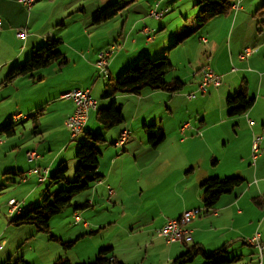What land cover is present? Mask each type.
I'll return each instance as SVG.
<instances>
[{
	"label": "crops",
	"instance_id": "crops-1",
	"mask_svg": "<svg viewBox=\"0 0 264 264\" xmlns=\"http://www.w3.org/2000/svg\"><path fill=\"white\" fill-rule=\"evenodd\" d=\"M174 1L171 3L170 0H144L143 3H140L139 8L135 7L134 9L135 12L138 11V16L132 18L131 14L125 12L127 10L124 11L125 15L123 12L120 14L126 19L123 26L127 23V28H124L127 32L126 40L125 36L122 37L124 45L127 46L131 42L136 46L138 39L142 37L148 42L146 48L139 49L138 52L127 57L120 69L134 63L140 55L145 54L151 58L158 57L168 48V44L183 26L180 28L178 25L176 32L168 29L166 34L167 27L173 25L175 18L173 13L178 6V3ZM232 1L230 11L223 15L227 18L224 22L227 31H229L227 36L224 35L220 39V31L213 33V29L218 25L211 23L215 20L211 19L193 36L170 48L173 49L191 41L198 49L202 50L200 44L195 40L203 42L202 39L205 38L210 55L214 57L213 61H215L213 64L212 62L207 64L222 76L220 86H210L208 91L202 92L199 85L202 79L200 69L205 64L204 56L202 65V60L195 64L190 58L191 73L179 75L171 71V77L168 80L173 82L178 78L184 82V86L179 92L170 93L165 90L144 89L139 94L117 95L112 101L121 106L124 122L114 128L106 129L97 120L98 124H93L94 129L90 128L100 131L106 140L98 146L101 151L98 171L103 177L79 197L80 201L75 204L76 207H68L69 205L66 207L72 210L73 223L81 226L80 231L76 234L77 239L87 231L94 232L95 228H106L110 237L106 247H112L114 255L127 264H143L145 261H148L149 264L170 263L175 257L183 254L187 246L193 244L203 247L207 252L226 245L227 255L230 258L232 255L239 259L241 256L248 259L256 252L255 258L258 260V264H261V261L264 264V202H258V199L264 198V172L261 170L264 166V17L258 22L257 30L247 34L248 32L245 33L243 29L247 17L250 15L248 7L242 4V1L246 2V0ZM23 6L19 0H0L2 22L0 29V93L7 90V94L0 95V99L14 96L15 92H19L21 78L29 80V77H20L5 84L4 79L9 68L16 63H21L31 54L34 47L44 44L46 39L61 38L64 41L69 28H66L62 15L58 14L51 19L46 29L31 32L29 27L33 16L29 15L27 21ZM152 9H158L161 16H152L150 13ZM171 9V14L165 15ZM177 9L180 15H185L180 7ZM232 11L234 12L230 13ZM229 15L230 19H228ZM129 17L133 21L128 25ZM194 17L195 14L186 16L188 22L184 25L193 23ZM54 24L59 25V28L54 29ZM22 27L27 28L26 39L19 38L17 35L18 29ZM146 29L151 30V34L154 36L152 40L148 39L149 34L145 31ZM162 30L164 32L158 35L157 32ZM135 33L138 34L135 35ZM234 33L236 34L234 35ZM11 37L14 39L13 43ZM16 41L22 44L17 47ZM72 45L75 46L74 43ZM247 47L252 48L253 53L242 58L241 55ZM61 50L67 58V62L63 65L53 63L49 66H54V69L58 71L70 62L62 47ZM101 51L103 48L90 55L85 63L90 67V75L93 79L91 86L90 82H78L76 87L90 89L92 93V87L99 80L97 79L99 77H95V72L98 69L96 62ZM111 60L109 59L108 69H110ZM173 65V70H175V66L178 64ZM107 72L108 75H102L103 78L112 79L110 70ZM28 82L30 83V81H24L25 84ZM243 83H246L249 98H253L254 103L245 114L230 117L227 113L226 99ZM106 84L107 82L104 83V85ZM73 88L75 87L63 91L59 96V99L63 101H59L58 106L66 108V113L63 114L65 123L74 112L75 104L72 100H70V105L63 104L65 100L69 99L63 98L62 95ZM58 90L55 88L54 92L57 93ZM190 93H194L195 96L189 97ZM177 95L182 96L183 102L180 104L175 100ZM150 98L158 101L159 105H155ZM163 101L165 102L163 103ZM108 103L97 101L96 107H104ZM45 105L46 102L26 105L22 97L17 99L14 109H18L19 112L10 114L0 121V126L5 122L12 121L15 134L8 136L7 141L1 140L0 145L11 143L10 145L18 151L24 150V156L28 159L27 152L36 149L32 148L33 146L30 147L35 142V136L32 135L31 140L27 144H23L26 141L18 140L19 131L21 130L22 133L27 131L28 115ZM49 105L48 107L53 104ZM92 110L86 125L90 122ZM246 115L253 119L254 125L249 124ZM33 123L40 124L37 121ZM184 124H190V126L182 131ZM151 125L162 128L165 134V138L157 146H152L148 141L146 127ZM66 129L69 131L68 128ZM124 130H129V137L122 145L117 144L116 141L120 139ZM42 133L43 130L40 137V140L43 141L45 137ZM258 135L262 137L261 153L254 158L252 142L254 136ZM71 140L73 138L70 133ZM70 141L67 140L65 143ZM147 145L155 157L146 156L143 158L141 156V154H148ZM68 146L69 144L66 147ZM143 150L146 152L144 153ZM36 151L38 157L33 161H27L28 164H34L33 168L30 165L27 173L19 168V170H15L17 165L10 166V170H14L12 172L15 176L14 179L20 178L19 182L24 183H28L30 180L31 183L34 181L37 183L46 182L51 173L62 164L67 165L72 177L74 170L72 167H75L77 162L75 155L69 159L62 158L58 164L60 156L55 155L47 160L38 150ZM36 167L49 169L48 176L44 181L40 180V175L37 172L32 171ZM232 176H240L245 181L234 191L223 194L213 208L205 209L203 182L213 177ZM246 182L247 184H244ZM34 186H31L28 195L35 193L39 187ZM44 193L45 191L41 192L31 202H27L25 199L24 204L30 208L36 203H40ZM133 196L134 198H132ZM81 201L83 205L79 204ZM102 203L106 207L105 213H109L105 219L97 217L98 219H90L92 222L83 219V214L92 209L96 211L102 207H99V204ZM96 204L98 205L96 206ZM118 208L119 212L116 211ZM81 209H85V211L82 212ZM191 209H202V212L188 226L191 230L190 241L169 243L159 235L160 229L169 219L178 218L183 212ZM8 212L12 215L10 208ZM76 215L80 216V220L76 219ZM93 215L92 218H94ZM257 234L260 235L262 251L258 245L247 242L249 238ZM122 244H127V246H122ZM7 245V241L1 244L0 261L2 264L15 257V254L9 255L8 251L5 252ZM39 258L44 260L43 255ZM56 260L51 255L47 257L46 262L54 264ZM249 264H254L252 258H250Z\"/></svg>",
	"mask_w": 264,
	"mask_h": 264
},
{
	"label": "rangeland",
	"instance_id": "rangeland-1",
	"mask_svg": "<svg viewBox=\"0 0 264 264\" xmlns=\"http://www.w3.org/2000/svg\"><path fill=\"white\" fill-rule=\"evenodd\" d=\"M114 1L118 0H39L32 6L31 11H29L27 7L23 6V4L20 3L26 11L27 21L29 20V15L33 16L31 26L29 27V30H32L31 32L46 29L51 19L54 16L56 17V15L58 16V14L62 15L66 28L69 27L67 29V34L65 35V39L61 47L66 52L68 58L70 59V62L63 66L62 70L59 71L55 70L54 66H52L38 70L37 72H35V78L31 80L30 78L29 80L28 78H21L19 80V89L21 90L19 92H15L14 96L0 99V121H3L4 118L10 114L19 112L18 109L14 108L16 105V100L20 97H22L26 105H34L40 102H46L45 106L32 111V113H30L29 115L27 114L29 116V119L26 120L27 131L22 133V131L20 130V136H18V140H24L26 142H23V144H27L29 140H31V136H35V142H33L30 147L33 146L32 148H36V150H38L39 153L42 154L43 157L47 160L57 155V157L60 156L58 159L59 164L62 158H73V156L76 154L78 144L83 142L87 143L84 133L90 128H93V124H98L95 116L96 110H92L90 122L84 127V131H82L75 139L70 141V131L66 129V123L63 122V114L66 113V108L58 106V103H60L59 101H63L59 99V96L63 91H67L71 87L75 88L71 89L70 91L79 88L76 87L78 82H90L91 86V82H93V79L90 75V67L85 64L88 60L87 58L90 55H93L94 52L99 50L100 48H103V51L101 52H106L108 50H111L113 46V54L110 57V59H112L111 66L108 70H110L114 79L121 72L134 64L132 63L131 65L120 69L125 59L138 52L139 49L146 48V46L148 45V42L142 36V38L138 39V44L136 46L132 45L131 42H129L127 46L124 45V39L122 37L125 36L126 40L127 36V32L124 30V28H127V23L125 26H123L124 22H126L125 17H123V15H125L124 12L123 15H120V13L119 15L107 21H104L101 24L93 23L94 15L98 12V10L104 8L106 5ZM137 1L139 2L136 4ZM137 1L130 7H128L127 11H125L128 12L129 15L131 14L132 18L139 15L138 11L135 12L134 9L135 7L139 8L140 3H143L144 0ZM172 1L174 0H170L171 3ZM197 1L198 0L174 1L178 3V6L173 13V15L175 16L173 25L167 27L166 34L168 29H172V31H175L176 29H178V25L181 28V26L186 23V16H189L190 14H196L197 7L195 6V4ZM242 4L243 6L248 7V14L250 15L247 17V21L243 29L245 30V33L248 32L247 34H249L254 32V30H257V27L259 26L258 22L264 17V0H246V2L242 1ZM179 7L184 11L182 12L185 15H180L179 10L177 9ZM172 9L165 13V15L169 13L171 14ZM234 11L230 13H233ZM128 14L126 15L128 16ZM131 17H129L128 25L133 21ZM216 18H213L215 20L211 22L218 25L213 29V33L220 31L221 39V37H223L224 35L227 36L229 32L227 31V26L224 25L225 19L227 18L223 15L218 16L217 19ZM228 19H230V15ZM56 28H59V25H55L54 29ZM163 32L164 31L162 30L160 32H157V34L159 35ZM137 34L138 33H135V35ZM235 34L236 33H234V35ZM11 38V41L13 43L14 39L13 37ZM173 40L168 44V48L160 56H158L167 57L172 64H178L177 66H175L177 70H172V72H176L179 75H187V72L191 73L192 68L189 63L190 58L195 64L200 63L203 59V56L205 64H207L208 62H210V64L212 62L213 64V62H215L213 61L214 57L210 55V50L207 48L208 44L202 41L200 42L198 40H195L196 42H198V44H200L202 50L201 48L198 49V47L191 41H188L187 44H182L178 47L170 49ZM16 43L17 47L22 44L19 41H16L15 44ZM73 43L75 44V46L72 45ZM90 50L91 53H89ZM101 52L99 53V56ZM153 58L157 57L154 56ZM203 60L201 65L203 64ZM25 61L26 59L22 61V64H24ZM172 72L170 71V73L166 75L165 78L167 80H170ZM100 74L101 75L99 76V69H96L95 77H99L97 78L99 80L97 84L92 87L91 93L92 98L96 102L101 101V95L103 89L105 88L104 83H108L110 81L108 78H103V73ZM24 81H30V83L28 82V84H25ZM55 88H57V90L58 88H60V90L55 93ZM3 94H7V90H4L3 93H0V95ZM184 95H187V93H184ZM67 99L69 100H65L63 104L67 103V105H70V100L72 99ZM150 100L155 105H159L158 101L153 100L152 98H150ZM175 100L179 101V104L183 102L182 96L177 95ZM164 102L165 101H163V103ZM49 104L52 106H50ZM48 105L50 107H48ZM34 121H37L40 124H38L36 127V125H34L36 123H33ZM23 122H25V120H23ZM42 130V134L45 137V140L43 141L40 140V137L42 136ZM0 138L4 141H7L9 139L5 134H0ZM67 140L70 141L69 143H67L69 144L68 147H66L67 144L65 143L67 142ZM10 144L11 143H8L4 146L0 145V244H2L4 241H7L8 245L5 248V252L8 251L9 255L15 254V257L14 259L8 260L3 264H24L22 263V261L25 262V264H49L46 261L47 257L51 255L56 259H68L71 264H82L83 262L93 260L99 253L100 249L108 246L110 240V237L108 236L109 233L107 232L106 228H95L94 232L85 231L86 234L83 235L82 233V237L77 239L78 237H76V234L80 231L81 226H79V224L76 225L73 223L74 215L71 208H66L63 212L51 219L50 230L48 233L39 232L35 228V226L31 224L17 226L13 223H10L12 215H10L8 210L11 204L20 202V204L23 203L22 207L24 208L26 207V205L24 204L25 199H27V202H31L46 189L49 190L50 193H53L61 190L62 188L69 187L65 182L59 184H51L48 179L46 182L38 183L37 181L31 183V180L28 183H24L19 182L20 178L14 179L15 176L12 174L14 170L11 171L10 166L17 165V169L15 170L20 169L21 171L27 173L30 165L32 167L34 164H28L27 161L29 160L26 156H24V150L18 151ZM147 148L149 150L148 154L143 155L140 152L141 156H143V158H145L146 156H150L152 158L155 157L154 154L151 153V148L148 145ZM143 152L145 153L146 150H143ZM257 164L259 165V162ZM76 166L77 162L75 167H72V170H75ZM252 169H254L253 166ZM56 170L51 174L53 175ZM261 170L262 172H264V166L261 168ZM73 178L74 175H72L71 177V172L68 171L67 180L70 182ZM12 181L14 182L13 184L11 183ZM244 184H247V182ZM32 185H37V187H39L36 192L32 195L30 194V196L28 195V191L30 190ZM86 192L87 191H84L81 194L77 195L73 199L72 204H70L68 207H76L75 204L80 201L79 197L81 195H84ZM132 198H134V196ZM37 204L39 203H36L35 205ZM79 204L83 205V202L81 201V203ZM97 205L98 204H96V206ZM99 207L101 208L97 209L96 211L92 209L91 211L83 214V219L87 220L88 222H92V219H98L97 217L105 219L106 216L109 215V213H105L106 207L103 203L99 204ZM86 209H88V207H86ZM84 211L85 209L82 210V212ZM116 211L119 212V208ZM92 214H94V218H92ZM69 242L74 243L70 247L64 245ZM124 245L127 246V244H122V246ZM252 247L255 248L256 246ZM41 255L44 256V260H40L39 257ZM255 256H257L256 252H254V255L252 257H249L248 259L241 256L240 261L237 264H249L250 258L254 260V264H258V260L257 258H255ZM231 257L233 256L231 255ZM0 264H2L1 261ZM143 264H149V262L145 261ZM188 264L206 263L203 259V256L199 255Z\"/></svg>",
	"mask_w": 264,
	"mask_h": 264
},
{
	"label": "trees",
	"instance_id": "trees-1",
	"mask_svg": "<svg viewBox=\"0 0 264 264\" xmlns=\"http://www.w3.org/2000/svg\"><path fill=\"white\" fill-rule=\"evenodd\" d=\"M136 1L118 0L106 5L95 14L93 23L101 24L119 15ZM232 4V0H198L195 4L197 12L193 23L182 26L180 32L174 36L171 47L193 36L211 19L227 14ZM187 22L188 19H186ZM62 43L61 38H49L46 39L44 44L34 47L31 54L25 58L26 61L24 64L22 62L16 63L9 68L4 83H10L20 77L35 78V72L47 68L53 63H58L59 65L65 64L67 58L61 50ZM173 69L174 65L167 57L151 58L145 54L140 55L134 64L121 72L116 78L110 79L105 85L100 102L109 103L104 107H96L95 116L98 122L106 129L114 128L124 122L121 106L112 101L117 95L139 94L144 89L165 90L170 93L179 92L183 88L184 82L178 78L173 82H169L165 78ZM253 103L254 99L249 98L246 83L241 84L226 99L228 116L233 117L245 114L252 107ZM146 133L148 135V141L152 146H157L165 138L163 129L157 128L155 125L146 127ZM0 134H5L6 136L14 135L15 129L13 122L8 121L2 124L0 126ZM84 134L87 143L83 142L78 144L75 154L77 166L73 172L74 178L70 182L67 180L68 167L64 164L60 165L58 170L48 177L51 184L65 182L69 187L62 188L53 193H50L46 189L39 204L30 208H23L21 205L20 212L12 213L10 223L17 226L31 224L39 232L48 233L51 219L63 212L77 195L91 188L95 182L103 177L98 171L99 158L101 156V151L98 146L106 141L105 137L100 131L92 129H89ZM0 140L2 139L0 138ZM244 181V178L240 176L225 178L213 177L204 181L202 188L205 209L213 208L223 194L234 191ZM258 202H264V198L258 199ZM73 243L69 242L64 245L70 247ZM227 254L228 250L226 245L212 252H207L203 247L193 244L187 246L186 251L175 257L169 264H188L199 255L203 256L206 264H234L240 260L237 256L230 258ZM22 263L25 264L23 261ZM54 264H71V262L68 259L59 258ZM82 264L127 263L114 255L112 247H105L100 249L93 260L83 262Z\"/></svg>",
	"mask_w": 264,
	"mask_h": 264
},
{
	"label": "built area",
	"instance_id": "built-area-1",
	"mask_svg": "<svg viewBox=\"0 0 264 264\" xmlns=\"http://www.w3.org/2000/svg\"><path fill=\"white\" fill-rule=\"evenodd\" d=\"M38 0H19L21 4H23L25 7H27L29 10L32 8V6L37 2ZM236 7L238 5H235ZM151 15L155 17H160L161 13L158 11V9H152ZM1 19H0V29H1ZM148 34L149 40H152L154 36L151 34L150 29L145 30ZM27 28L22 27L18 29V37L22 39H26L27 37ZM204 43H207V40L205 38L202 39ZM113 46L111 50H108L106 52H101L99 59L96 62V65L99 69V75L100 73H103V76L108 75V65H109V59L113 54ZM116 48V47H115ZM253 53V49L250 47H247L243 54L241 55L242 58H245ZM202 79L200 81L199 88L202 92L208 91L210 86L218 87L222 84V76L216 73L210 65H204L201 69ZM189 97H194V93L188 94ZM63 98H70L73 100L75 104L74 112L67 118L66 120V126L69 129L72 138H76L79 135L80 130V124L82 122H88L90 111L92 109H96L97 102L92 98L90 89H82V88H76L73 91H69L66 94L62 95ZM249 124L252 126L254 125V121L252 118H250L248 115H246ZM190 124H184L182 127V131H184L185 128H188ZM129 130H124L121 133L120 139H118L117 144L122 145L129 137ZM261 136H254L253 142H252V151H253V157L256 158L261 153ZM1 141V140H0ZM28 160L33 161L38 157V153L35 149H31L27 153ZM32 171L37 172L40 175V180L44 181L47 176L49 169L48 168H40L36 167ZM10 211L11 213L19 212L21 210V204L20 203H14L10 205ZM202 212V209H191L188 211L183 212L178 218L169 219L165 225L160 229L159 235L163 237L167 242L169 243H184L191 240V230L189 229L190 222ZM77 220H80V216H75ZM259 234L255 235L252 238H249L247 240L250 244L258 245L260 250L262 251L261 244L259 241ZM1 248V244H0ZM262 264V261H261Z\"/></svg>",
	"mask_w": 264,
	"mask_h": 264
},
{
	"label": "bare ground",
	"instance_id": "bare-ground-1",
	"mask_svg": "<svg viewBox=\"0 0 264 264\" xmlns=\"http://www.w3.org/2000/svg\"><path fill=\"white\" fill-rule=\"evenodd\" d=\"M66 94V93H65ZM86 123L87 122H82L81 124H80V130H79V134L84 130V127L86 126ZM21 211V210H20ZM19 211V212H20Z\"/></svg>",
	"mask_w": 264,
	"mask_h": 264
}]
</instances>
